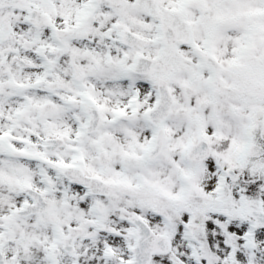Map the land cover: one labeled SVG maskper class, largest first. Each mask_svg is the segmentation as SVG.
<instances>
[{"label":"snow or ice","instance_id":"6c2138e0","mask_svg":"<svg viewBox=\"0 0 264 264\" xmlns=\"http://www.w3.org/2000/svg\"><path fill=\"white\" fill-rule=\"evenodd\" d=\"M0 264H264V0H0Z\"/></svg>","mask_w":264,"mask_h":264}]
</instances>
